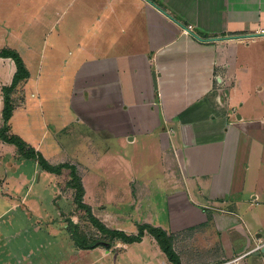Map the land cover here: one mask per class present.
<instances>
[{"label":"crops","instance_id":"crops-1","mask_svg":"<svg viewBox=\"0 0 264 264\" xmlns=\"http://www.w3.org/2000/svg\"><path fill=\"white\" fill-rule=\"evenodd\" d=\"M61 1L43 2L44 13L69 20L51 48V80L58 85L51 103L44 95L35 101L50 45L28 39L38 37L34 29L14 34L19 46L10 47L30 76L20 87L23 103L14 109L11 130L18 122L17 134L52 165L56 152L44 150V133L29 124L34 108L49 105L61 118L79 100L85 121L99 123L96 132L124 144L158 133L165 163L184 182L167 195L166 224L146 222L173 237L181 264L258 255L264 248V0ZM1 142V148L8 144ZM208 225L220 240H206ZM155 250L158 260V243Z\"/></svg>","mask_w":264,"mask_h":264},{"label":"rangeland","instance_id":"rangeland-1","mask_svg":"<svg viewBox=\"0 0 264 264\" xmlns=\"http://www.w3.org/2000/svg\"><path fill=\"white\" fill-rule=\"evenodd\" d=\"M33 1L8 4L6 0H0V50L16 45L20 37L14 34L20 35L31 29L39 31L38 37L34 39L30 36L28 39L36 45L46 40V45H50L47 53L50 56H47L44 68L38 74L43 83L41 89L38 86L36 88L40 98H35V101L44 95L46 101L51 103L50 99L58 87L56 78L54 85L51 80L55 69L51 48L58 29L67 28L69 20L68 15L58 21L57 13L49 10L44 13L45 0ZM63 56L66 61L64 64H68L67 55ZM0 66L1 127L3 87L11 84L16 65L12 59H0ZM68 69H64V72ZM33 72L37 74L36 69ZM22 83L12 94L15 108L21 107L23 103ZM77 85L79 88L80 80H77ZM79 102L78 105L74 102L61 118L50 114L52 109L49 105L41 107L42 111L34 108L33 113L28 115L34 133H44V150L56 152L52 162L73 163L77 173H81L79 176L85 190L83 202L106 227L122 230L127 235H137L140 225L157 221L166 224L167 195L172 187H180L184 180L180 173L170 172L165 163V157L159 149L158 133L140 135L135 144H124L117 137L105 138L103 132L94 130L100 126L99 123L85 121L81 113L84 107L79 110L82 107ZM56 123L63 124L64 129L56 131ZM19 128L21 126L15 121L11 133H19ZM4 147H0V264H162L163 261L169 264L170 261L162 252L157 260V243L149 233H145V237L140 240L145 241V245L139 244L140 241L128 245L119 238L108 244L109 236L103 234L90 221L86 210L76 203V190L67 184L71 178L70 169H63L58 176L43 171L34 159L21 156L14 144L8 143ZM21 198L25 199L26 204H19ZM71 223L78 224V231H83L87 242L93 243L91 248L81 247L74 237ZM212 227H206V240L211 243L220 240ZM195 233L193 230L189 238H194ZM206 240L204 247H209ZM106 250L110 253L106 254ZM187 251L193 253L189 248ZM199 256L202 257L203 252ZM219 262L221 260L208 264ZM239 263L264 264V251L256 256H243Z\"/></svg>","mask_w":264,"mask_h":264},{"label":"trees","instance_id":"trees-1","mask_svg":"<svg viewBox=\"0 0 264 264\" xmlns=\"http://www.w3.org/2000/svg\"><path fill=\"white\" fill-rule=\"evenodd\" d=\"M0 57L11 58L16 65V71L13 75V79L10 85H6L3 87V109H2V117L3 124L0 128V138L5 142L14 144L17 147L18 152L21 156L27 159H34L38 162L39 166L50 172L55 174H61L62 170L67 168L70 169V179L68 181V186L74 188L75 192V201L79 205L86 210L89 214L90 221L99 228V230L109 237V243L111 244V240L119 238L122 239L123 242L130 244L137 241H140L145 233H149L151 236L155 238L157 241L161 251L166 255L167 259L173 264H181L179 255L173 248V237L167 233L166 230L156 227L150 224H143L139 226V232L137 235H127L124 231L118 229H110L106 227L102 222H100L91 212V209L88 205L83 202L84 196V187L81 181L79 174L77 173V169L74 165L70 163H60L57 165H52L48 162V160L41 154L36 151V149L30 146L21 136L18 134L11 133L10 121L13 115V111L15 109L14 100L12 98V94L14 90L26 79L29 78L30 72L25 65V62L22 56L18 51L11 48H2L0 50ZM72 230L74 231V237L81 244L82 248H91L93 243L87 242L86 234L83 231H78V224L71 223Z\"/></svg>","mask_w":264,"mask_h":264},{"label":"built area","instance_id":"built-area-1","mask_svg":"<svg viewBox=\"0 0 264 264\" xmlns=\"http://www.w3.org/2000/svg\"><path fill=\"white\" fill-rule=\"evenodd\" d=\"M188 28H192V26L189 25ZM260 248H261V245H258L257 249H260ZM240 259H241V257H234L232 259L223 260V261L216 263V264H240L239 263Z\"/></svg>","mask_w":264,"mask_h":264},{"label":"water","instance_id":"water-1","mask_svg":"<svg viewBox=\"0 0 264 264\" xmlns=\"http://www.w3.org/2000/svg\"><path fill=\"white\" fill-rule=\"evenodd\" d=\"M261 251H264V248L261 250ZM260 251H257L256 253H259Z\"/></svg>","mask_w":264,"mask_h":264}]
</instances>
